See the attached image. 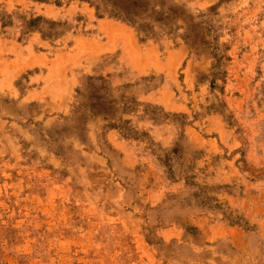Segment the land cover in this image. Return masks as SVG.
<instances>
[{"label": "rangeland", "instance_id": "1", "mask_svg": "<svg viewBox=\"0 0 264 264\" xmlns=\"http://www.w3.org/2000/svg\"><path fill=\"white\" fill-rule=\"evenodd\" d=\"M0 264H264V0H0Z\"/></svg>", "mask_w": 264, "mask_h": 264}, {"label": "trees", "instance_id": "2", "mask_svg": "<svg viewBox=\"0 0 264 264\" xmlns=\"http://www.w3.org/2000/svg\"><path fill=\"white\" fill-rule=\"evenodd\" d=\"M118 16L122 17L123 19L127 20L128 22H130L132 24H136V22L133 21L131 11H124V12H121V13L119 12Z\"/></svg>", "mask_w": 264, "mask_h": 264}]
</instances>
